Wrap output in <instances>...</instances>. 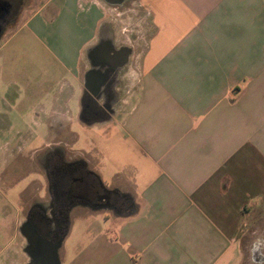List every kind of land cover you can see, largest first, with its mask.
<instances>
[{"label": "crops", "instance_id": "obj_1", "mask_svg": "<svg viewBox=\"0 0 264 264\" xmlns=\"http://www.w3.org/2000/svg\"><path fill=\"white\" fill-rule=\"evenodd\" d=\"M26 1L11 27L21 22L60 69L53 124L72 120L75 98L91 126L88 94L105 111L93 123L118 129L116 151L102 140L68 156L117 204L76 206L103 221L64 263L264 264V0H138L152 30L142 52L104 34L107 6L126 0ZM19 221L0 225V264L20 263Z\"/></svg>", "mask_w": 264, "mask_h": 264}, {"label": "rangeland", "instance_id": "obj_2", "mask_svg": "<svg viewBox=\"0 0 264 264\" xmlns=\"http://www.w3.org/2000/svg\"><path fill=\"white\" fill-rule=\"evenodd\" d=\"M7 1L10 3L5 6L10 8L6 12L8 22H0V185L3 191L8 185L14 184L15 188L7 190V197L0 196V225L14 223L16 215L24 224L32 209L48 219L50 228L56 226L54 204L57 199L66 207L70 204L56 197L59 189L54 188L51 179L53 169H48L52 160L58 164L54 171H59L70 162L71 152L95 151L94 144L102 140L105 151H116L112 139L117 140L113 134L118 129L111 124L84 126L79 120L80 101L75 98L68 105L72 120L53 124L60 119L50 118L52 107L48 100L52 93H57L58 85L51 84L50 80L60 69L54 67L53 60L22 28L21 22L11 27L19 14L17 4L28 1ZM107 9L111 12L104 23V34L118 45H130L136 52H142L152 30L149 15L139 1L126 0L117 7L108 5ZM19 190H25L20 200L16 197ZM73 204L75 207L70 205L72 209L67 214L69 225L54 245L57 255L61 253L62 264L80 251L103 221L104 213L95 217L76 208L80 201ZM21 223L20 236L15 235L13 243L21 255L19 264H25L28 257L24 249L28 242L21 233L24 230Z\"/></svg>", "mask_w": 264, "mask_h": 264}, {"label": "flooded vegetation", "instance_id": "obj_3", "mask_svg": "<svg viewBox=\"0 0 264 264\" xmlns=\"http://www.w3.org/2000/svg\"><path fill=\"white\" fill-rule=\"evenodd\" d=\"M103 117H105V111L99 107L93 96L85 95L81 112L82 120L85 123H93L103 119ZM52 162L51 167H48V169H53V178L51 177V179H53L54 188L59 189H57L56 197L63 200V202L69 201L70 204L66 207V204H61L57 199L56 204H54L56 226L52 225L53 227L50 228L48 219L44 215L32 209L28 211L25 225H23V233L28 242L26 250L37 249L43 251L44 244L41 245V241L50 243L53 246L56 245L69 225L67 214L72 208L71 206L74 205L73 203L80 201L96 209L102 207L114 208L117 204L115 196L111 192L100 189L96 175L85 171V167H81L78 163H68L61 170L54 171L55 166L58 164L53 160ZM65 198L66 200H64ZM39 245L40 247H38ZM29 264L32 263L29 262Z\"/></svg>", "mask_w": 264, "mask_h": 264}, {"label": "water", "instance_id": "obj_4", "mask_svg": "<svg viewBox=\"0 0 264 264\" xmlns=\"http://www.w3.org/2000/svg\"><path fill=\"white\" fill-rule=\"evenodd\" d=\"M108 4L116 5L121 4L123 0H104ZM129 49L123 48L117 53L113 54L112 59L115 61L113 64L115 67H122L127 63L129 56ZM25 225V223L23 224ZM22 235H24L22 230ZM41 245L44 244L43 251H38L37 249H24L25 254L32 264H59L58 255L56 253L57 247L50 243L41 241ZM40 247V245L38 246Z\"/></svg>", "mask_w": 264, "mask_h": 264}]
</instances>
